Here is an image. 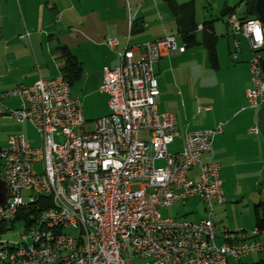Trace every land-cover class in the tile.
Instances as JSON below:
<instances>
[{
	"label": "built area",
	"instance_id": "1",
	"mask_svg": "<svg viewBox=\"0 0 264 264\" xmlns=\"http://www.w3.org/2000/svg\"><path fill=\"white\" fill-rule=\"evenodd\" d=\"M227 26L249 43L248 107L264 108L263 25L231 15ZM106 44L118 45L114 39ZM238 50L234 42L233 60ZM139 51L135 59L126 47L116 67L102 69L99 92L107 96L108 114L95 119L91 131L62 76L0 90V118L28 123L41 140L33 147L15 133L0 146V177L9 187L0 219L7 232L15 221L24 226L20 241L0 233V264H241L264 253L258 233L249 237L213 220L215 207L226 203L220 165L208 159L222 125L186 133L180 151H168L178 131L174 116L156 108L154 64L184 47L176 49L173 37H165ZM6 99L18 106L6 107ZM194 168L196 181L189 178ZM190 199L204 207L199 228L161 216L160 209ZM53 218H62V227L51 228ZM118 232L126 233V242H118Z\"/></svg>",
	"mask_w": 264,
	"mask_h": 264
},
{
	"label": "crops",
	"instance_id": "2",
	"mask_svg": "<svg viewBox=\"0 0 264 264\" xmlns=\"http://www.w3.org/2000/svg\"><path fill=\"white\" fill-rule=\"evenodd\" d=\"M239 3H243L245 12V3L242 0ZM186 4L184 11L191 14L195 25L196 44L191 48H185L178 30L176 15L181 10L173 12L165 0H0V90L63 76L61 49L65 48L80 67V75L71 86L75 94L71 95L79 101L80 95L94 97L101 106L92 115L81 105L86 124L90 122L92 126L95 119L108 114L107 96L99 92L102 69L116 67L118 53L126 47L138 59L139 48L145 43L173 37L176 49L184 47V51L164 53L154 64L159 90L156 108L172 114L177 126L178 137L172 144L180 142L181 149L186 133L222 125L208 159L220 165V177V161L224 156L234 152L244 161L249 159L255 170L253 176L260 181L256 203L264 202V108L248 107L246 93L252 87L250 48L249 57L243 55L240 40L246 39L231 33L228 16L222 13L227 7L235 16L238 4L235 0H173L175 8ZM243 17L244 13L238 19ZM129 18L133 19L131 24ZM218 20L224 23V28ZM207 22H211L216 39V66L211 65L202 44V26ZM219 37L224 38L222 43ZM107 39L116 40L118 45L110 49ZM234 42L239 44L235 60L231 58ZM202 50L207 53V62ZM198 65L202 70L197 74ZM4 104L8 108L18 106L13 99H6ZM17 124V134H22L31 145L28 130L33 128L26 122ZM253 127L256 133L249 132ZM197 176V168L192 169L189 178L196 181ZM203 217L204 208L197 221ZM257 239L264 242V233H258Z\"/></svg>",
	"mask_w": 264,
	"mask_h": 264
},
{
	"label": "rangeland",
	"instance_id": "3",
	"mask_svg": "<svg viewBox=\"0 0 264 264\" xmlns=\"http://www.w3.org/2000/svg\"><path fill=\"white\" fill-rule=\"evenodd\" d=\"M238 6L235 9V17L240 18L243 16V3H239L240 0H235ZM224 28V23L220 20L217 21ZM224 37V35H223ZM225 38V37H224ZM223 38V39H224ZM219 37V42L223 40ZM241 47L243 49V55L249 57V44L246 40H240ZM204 57L207 62V53L205 50H202ZM229 61L231 59L229 55L227 56ZM201 67L198 65L196 67V73L201 72ZM71 92L75 94V89L72 88ZM78 94V93H77ZM80 101L83 109L89 110L90 114L94 115L100 111L101 106L96 101L94 97L85 98L83 95H80ZM18 124L17 122L9 119L0 118V146L5 147L7 137L11 134L17 133ZM92 126L90 122L86 124V131H91ZM28 141L33 147H39L41 145V140L33 129L28 130ZM55 141H61L60 134L55 135ZM228 147H230L228 145ZM234 145L231 146V148ZM168 150L170 152L180 150V142H175L174 144L169 145ZM225 159L222 158V189L225 193L226 203L222 206H217L214 209L213 220L217 226L220 224L229 231H244L248 234L249 237H252L257 232L254 227V205L256 204V196L258 195V184L260 181L255 179L254 173L255 170L252 167V162L239 158L240 156L236 153H230ZM158 167L162 166L163 163H157ZM242 165H245L242 167ZM37 171L40 170L38 166ZM262 185V183H261ZM262 187V186H261ZM203 204L198 200H188L182 204H175L170 208L160 209V214L163 218H173L177 221H186V222H196L203 215ZM24 232L23 223L15 221L13 223V230L7 233L2 234V238L6 240L20 241L21 235ZM259 260H264V253L255 254L254 256H249L243 261L245 263H254ZM135 264H140L139 260H135Z\"/></svg>",
	"mask_w": 264,
	"mask_h": 264
},
{
	"label": "trees",
	"instance_id": "4",
	"mask_svg": "<svg viewBox=\"0 0 264 264\" xmlns=\"http://www.w3.org/2000/svg\"><path fill=\"white\" fill-rule=\"evenodd\" d=\"M169 5H171V8L173 12H177V9L181 10L180 15H176L177 18V24H178V30L181 34V37L183 39V43L185 48H191L195 46V39H194V30L195 25L192 22V16L190 13H186L185 8L186 5H182L180 7H174L173 0H165ZM245 3V12L244 17L240 20H247V19H253L257 18V14L254 9L255 0H242ZM230 11H233L232 9H229L225 7L222 11L224 15L231 16ZM176 14V13H175ZM202 31L204 33L202 44L205 47L206 51L208 52L209 61L212 66H216L217 59H216V53H215V43L216 39L212 30L211 22H207L202 26ZM62 59L64 60L62 71L64 75L62 76L63 79H66V81L69 83L70 87L72 84L77 81L79 75H80V67L75 62L73 57L69 55V52L67 49L62 48ZM263 54V60H264V48L262 50ZM39 201V200H38ZM26 212L22 213L18 218L21 219V216H25ZM254 227L257 233H264V202H257L254 205ZM4 230H7V224L1 223L0 224V233L6 232ZM256 264H264V261H259Z\"/></svg>",
	"mask_w": 264,
	"mask_h": 264
},
{
	"label": "water",
	"instance_id": "5",
	"mask_svg": "<svg viewBox=\"0 0 264 264\" xmlns=\"http://www.w3.org/2000/svg\"><path fill=\"white\" fill-rule=\"evenodd\" d=\"M254 9L257 14V18L262 23L264 29V0H255ZM262 72L264 75V60L262 61ZM8 195V184L0 177V207L6 204Z\"/></svg>",
	"mask_w": 264,
	"mask_h": 264
},
{
	"label": "bare ground",
	"instance_id": "6",
	"mask_svg": "<svg viewBox=\"0 0 264 264\" xmlns=\"http://www.w3.org/2000/svg\"><path fill=\"white\" fill-rule=\"evenodd\" d=\"M1 223L7 224L4 220L0 219V224ZM185 224H187V226H189L191 228H199V221H197L195 223H190V222H186L185 221ZM50 227L51 228H60V227H62V218L50 219ZM4 231L7 232V230H4ZM118 242H126V233L125 232H118Z\"/></svg>",
	"mask_w": 264,
	"mask_h": 264
}]
</instances>
